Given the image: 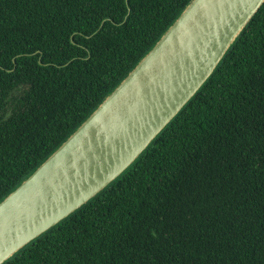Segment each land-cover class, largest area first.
Wrapping results in <instances>:
<instances>
[{
    "label": "trees",
    "instance_id": "trees-1",
    "mask_svg": "<svg viewBox=\"0 0 264 264\" xmlns=\"http://www.w3.org/2000/svg\"><path fill=\"white\" fill-rule=\"evenodd\" d=\"M191 0H0V201ZM4 264H264V4L112 184Z\"/></svg>",
    "mask_w": 264,
    "mask_h": 264
},
{
    "label": "water",
    "instance_id": "water-1",
    "mask_svg": "<svg viewBox=\"0 0 264 264\" xmlns=\"http://www.w3.org/2000/svg\"><path fill=\"white\" fill-rule=\"evenodd\" d=\"M264 0H191L98 107L0 201V264L118 179L217 69Z\"/></svg>",
    "mask_w": 264,
    "mask_h": 264
}]
</instances>
